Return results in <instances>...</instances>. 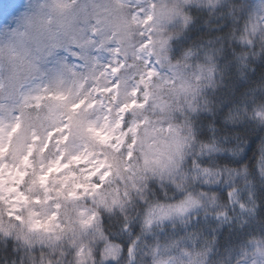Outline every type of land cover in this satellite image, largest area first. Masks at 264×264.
<instances>
[{
    "label": "clouds",
    "instance_id": "9594fccd",
    "mask_svg": "<svg viewBox=\"0 0 264 264\" xmlns=\"http://www.w3.org/2000/svg\"><path fill=\"white\" fill-rule=\"evenodd\" d=\"M0 264H264V0H0Z\"/></svg>",
    "mask_w": 264,
    "mask_h": 264
}]
</instances>
